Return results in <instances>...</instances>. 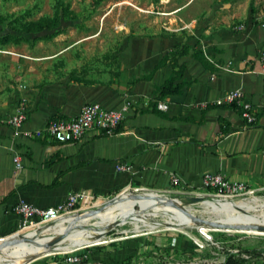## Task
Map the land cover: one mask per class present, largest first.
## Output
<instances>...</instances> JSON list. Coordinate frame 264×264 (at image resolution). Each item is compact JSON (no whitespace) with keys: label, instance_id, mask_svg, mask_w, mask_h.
Masks as SVG:
<instances>
[{"label":"crops","instance_id":"obj_1","mask_svg":"<svg viewBox=\"0 0 264 264\" xmlns=\"http://www.w3.org/2000/svg\"><path fill=\"white\" fill-rule=\"evenodd\" d=\"M184 28L126 37L113 58L70 72H26L0 82V240L18 229L14 206L21 200L47 207L75 191L109 199L127 187L165 188L172 174L199 186L206 171L264 189V10L242 12L228 1ZM185 45L184 71L174 81L181 91L158 97L155 89L174 71L171 60L158 64ZM236 89L243 93L236 102L217 103ZM94 101L126 106L119 131L66 142L36 135ZM244 103L252 104L255 122L244 118ZM23 104L28 118L17 134L9 119Z\"/></svg>","mask_w":264,"mask_h":264},{"label":"rangeland","instance_id":"obj_2","mask_svg":"<svg viewBox=\"0 0 264 264\" xmlns=\"http://www.w3.org/2000/svg\"><path fill=\"white\" fill-rule=\"evenodd\" d=\"M58 1L69 3L79 13V18L66 22L68 29L53 39L39 40L34 44L23 40L17 44L0 45V82L5 84L7 79L26 72L55 75L56 72H70L84 64L109 60L126 37L159 31L162 26L171 24L180 30L191 22L197 24L217 5L228 1L242 12L264 10V0H0V14L12 17L26 14L27 18L51 15ZM8 20L0 24V30H9L5 25ZM153 190L168 193L169 199H180L183 205L192 204L199 211L204 209L202 202L216 197L203 189L193 192L189 186L172 184ZM125 192L113 202L106 203L108 198H96L70 215L86 217L119 202ZM194 195L202 198L190 200ZM252 195L264 196V189H255L228 200ZM104 204L103 208L94 210ZM61 219L45 223L52 226L48 231L50 237L59 234L55 228L59 227ZM144 220L153 224L159 217L150 214ZM77 221L78 217L74 222ZM35 228L19 234L27 237ZM74 230L70 226L65 234ZM237 249H242L250 257L238 255ZM72 251L82 256V261L77 264H220L229 253L243 258L244 264H264V232L199 224L151 227L140 220L128 219L110 229L106 240L66 250L57 249L25 264H65L62 254Z\"/></svg>","mask_w":264,"mask_h":264},{"label":"bare ground","instance_id":"obj_3","mask_svg":"<svg viewBox=\"0 0 264 264\" xmlns=\"http://www.w3.org/2000/svg\"><path fill=\"white\" fill-rule=\"evenodd\" d=\"M123 192L125 194L119 202L86 217L70 215L77 211L69 213L67 217L64 215L65 218L62 217L58 223L59 227L55 228L59 232L55 237H50L48 233L52 226L44 224L36 227L27 237L10 239L0 247V264H25L57 249L66 250L106 240L110 229L128 219L140 220L151 227L160 224L181 227L199 224L264 232V227H261L264 226V196L252 195L238 200L217 196L202 202L204 209L199 211L192 204L183 205L180 199H169V194L163 191L129 188ZM150 214L159 217V220L149 224L144 217ZM77 217L78 221L74 222ZM70 226L75 230L65 234Z\"/></svg>","mask_w":264,"mask_h":264},{"label":"built area","instance_id":"obj_4","mask_svg":"<svg viewBox=\"0 0 264 264\" xmlns=\"http://www.w3.org/2000/svg\"><path fill=\"white\" fill-rule=\"evenodd\" d=\"M240 27L242 28L243 24H241ZM260 60L264 75V48L261 51ZM242 94V91L239 89L231 90L224 98H219L217 103L222 104L225 102H236L242 96ZM158 105L160 108L164 109L168 107L167 104L162 102H159ZM125 109L126 106L123 108H110L98 101L88 102L83 105L81 111L75 118H54L50 120L45 129H37L35 133L36 135L40 136L43 135L44 131H46L54 139L61 142L80 139L91 131L113 133L124 119ZM243 116L249 123L256 121L257 116L253 110L252 104H243ZM27 118L28 112L25 104L21 105L19 110L10 117L9 121L15 128L17 134L21 132L23 124ZM27 133L29 132L27 131ZM14 160L17 168H21L22 155L19 152H16ZM171 184L182 187L184 186L182 184V179L177 174H172ZM190 187L193 189V192H199V189H203L204 191H207L208 194L214 195L216 197L230 198L255 190L248 187L243 182L231 181L221 172L215 171H206L203 174L201 185ZM129 188L131 187L124 188L118 193L119 196L124 190ZM94 199L95 198L91 197L86 191H75L69 194L66 200L47 207H40L27 200H21L14 206V210L21 216L19 227L15 232L19 233L28 228L39 227L41 224L59 220L66 214L78 211L79 209L83 208L86 203H90ZM237 254L246 258L250 257V255L245 254L242 249H237ZM62 258V262L65 264H77L82 261L81 254L76 251L63 253Z\"/></svg>","mask_w":264,"mask_h":264},{"label":"trees","instance_id":"obj_5","mask_svg":"<svg viewBox=\"0 0 264 264\" xmlns=\"http://www.w3.org/2000/svg\"><path fill=\"white\" fill-rule=\"evenodd\" d=\"M26 14L22 15H5L0 14V24L5 23L9 30H0V45L11 43H21L23 40L35 43L39 40H50L58 34L65 32L68 29L66 22L79 18V13L71 8L69 3L58 1L55 5V11L51 15H42L37 18H27ZM11 17V18H10ZM188 51V45L181 49L170 51L158 64H165L168 60L172 61L174 71L172 75L164 82V84L155 89L158 97H163L168 94L178 93L181 91L182 84H174L177 77L182 76L184 64L179 63V58ZM73 73V72H72ZM253 123V122H252ZM121 129L120 124L116 131ZM220 264H244V259L236 256L234 253H229L226 259Z\"/></svg>","mask_w":264,"mask_h":264},{"label":"water","instance_id":"obj_6","mask_svg":"<svg viewBox=\"0 0 264 264\" xmlns=\"http://www.w3.org/2000/svg\"><path fill=\"white\" fill-rule=\"evenodd\" d=\"M138 195H139V194H138ZM118 197H119V194H117V195L114 196V197L109 198L108 201H107L106 203H108V202H113V201L117 200ZM201 198H202L201 196H195V195H194V196H190V200H192V201H197V200H200ZM105 205H106V204H104V205H102V206H100V207H97V208H95L94 210L101 209V208H103ZM261 227H264V226H261ZM20 237H23V238H24L25 235H23V234H19V233H17V232H13V233H11V234H9V235L3 236V238H2V242L0 243V247L3 246L4 244H6L10 239H12V238H20Z\"/></svg>","mask_w":264,"mask_h":264}]
</instances>
